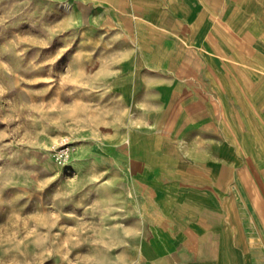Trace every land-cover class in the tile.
Wrapping results in <instances>:
<instances>
[{"label": "rangeland", "instance_id": "374dc122", "mask_svg": "<svg viewBox=\"0 0 264 264\" xmlns=\"http://www.w3.org/2000/svg\"><path fill=\"white\" fill-rule=\"evenodd\" d=\"M132 1L0 0V264H126L129 108L114 89L134 64H205L238 89L261 78L264 0ZM60 135L64 165L49 151Z\"/></svg>", "mask_w": 264, "mask_h": 264}, {"label": "crops", "instance_id": "0c3cea01", "mask_svg": "<svg viewBox=\"0 0 264 264\" xmlns=\"http://www.w3.org/2000/svg\"><path fill=\"white\" fill-rule=\"evenodd\" d=\"M205 67L134 64L114 89L129 108L119 262L264 264V66L241 89Z\"/></svg>", "mask_w": 264, "mask_h": 264}, {"label": "built area", "instance_id": "2783aa9c", "mask_svg": "<svg viewBox=\"0 0 264 264\" xmlns=\"http://www.w3.org/2000/svg\"><path fill=\"white\" fill-rule=\"evenodd\" d=\"M73 142L67 135H60L57 139L53 140L49 146V151L52 160L58 165H64L69 160Z\"/></svg>", "mask_w": 264, "mask_h": 264}]
</instances>
